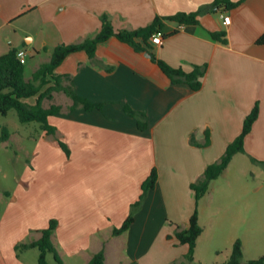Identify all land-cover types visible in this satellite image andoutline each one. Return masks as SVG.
Masks as SVG:
<instances>
[{
	"label": "crops",
	"instance_id": "obj_1",
	"mask_svg": "<svg viewBox=\"0 0 264 264\" xmlns=\"http://www.w3.org/2000/svg\"><path fill=\"white\" fill-rule=\"evenodd\" d=\"M213 2L0 0V56L13 48L25 50L36 61L33 75L41 64L50 61L57 46L95 37L103 16L116 30L133 31L152 24L157 16L198 12ZM224 14L231 18L229 25L223 23ZM199 22L195 26L166 22L162 30L166 38L161 45L152 46L157 58L173 68L191 72L195 66H207L197 92L184 83L173 85L147 52L136 51L115 37L98 46L95 61L85 52H77L56 69L58 75L67 76V84L79 96L103 104V110L88 112L78 107L69 111L73 101L64 96L66 111L49 121L57 128V138L71 148L73 161L63 178L49 185L46 183L51 176L43 167L37 173V185L31 189L18 186L13 194H0V264H29L22 255L17 257L15 247L38 240L39 231L32 232L48 227L50 217L35 225L38 201L61 210L59 215L55 209L61 225L53 243L64 264L65 256L81 257L88 264L101 250L108 264V254L114 249L110 250L109 240L102 235L111 232V226H121L152 169L158 170L159 180L146 197L162 189L167 208H179V196L194 193L191 183L220 160L241 134L244 120L256 104L260 113L245 139L246 153L237 154L221 177L228 183L227 200L235 204L231 213L234 225L242 221L249 228L254 216L257 232L264 230V181L250 187L249 181L238 184L242 181L227 178L238 156L253 167L261 163L251 158L264 162V45L256 44L264 35V0H245L231 11L203 13ZM221 31L227 34L226 45L212 37ZM37 57L45 59L37 64ZM32 75L25 80H31ZM56 95L53 104L62 106L55 103ZM25 101L34 105L36 97ZM123 104L146 114V131H139L136 119L125 113ZM207 132L208 147L191 145V138L204 144ZM43 135L47 136L45 132ZM146 200L139 215L146 213L150 218L152 210ZM191 214L192 210L185 221ZM138 223L137 215L126 233L113 237L114 264H134L135 260L147 264V228L142 224L139 228Z\"/></svg>",
	"mask_w": 264,
	"mask_h": 264
},
{
	"label": "trees",
	"instance_id": "obj_2",
	"mask_svg": "<svg viewBox=\"0 0 264 264\" xmlns=\"http://www.w3.org/2000/svg\"><path fill=\"white\" fill-rule=\"evenodd\" d=\"M245 0L233 2L232 0H214L210 5L202 7L198 12L193 13H177L168 17H155L152 24L137 30H116L108 17L103 16L101 29L93 38H87L78 44H61L57 46L51 55V59L47 63H43L33 73L31 80H25V63L19 60L17 54L20 49L13 48L5 55L0 56V115L7 116L12 110L16 111L19 122L22 124L38 123L41 130L47 136L55 135L57 128L50 124V118L60 114L63 110L62 106L52 104L49 108L44 107L45 101H52L55 93H63L73 101V105L69 111H74L78 107L90 112L94 110H103V104L93 103L88 99L79 96L72 85L67 84V76H60L56 73V69L65 61V59L77 52H85L88 57L95 61L97 48L100 44L107 42L115 37L122 43L133 47L136 51L147 52L153 62L158 65L161 71L170 79L173 85L187 84L195 92L199 91L203 85V79L207 72V66H195L191 72H186L182 68H173L167 63L158 59L153 52V43L151 38L156 32L163 30L166 22L177 23L184 26L199 25V16L203 13H219L231 11L239 7ZM213 39L226 45L228 43L226 32H217L212 34ZM166 37H164L165 39ZM257 45H264V35L257 41ZM36 97L34 105L29 104L25 100ZM123 110L129 116L137 121L139 131L144 132L148 129V120L144 112L135 111L129 105L123 104ZM260 113L259 105L256 104L252 111L244 120L241 134L227 147L225 153L219 161L209 165L197 183L191 184V190L195 193L196 209L191 216L187 228L177 230L174 234L177 242L183 246H187L185 260L192 262L195 259L197 241L203 234V228L200 224L198 214V204L207 195L210 185L213 181L220 178L228 169L233 158L237 154H245V139L250 134L253 125L257 121ZM204 144H198L191 138V145L196 147H208L210 145L209 133ZM10 139L9 129L5 126L2 128L1 142H7ZM60 148L65 152L67 157L70 156L68 146L63 142H59ZM254 163L258 162L251 158ZM158 170L153 168L147 179L141 185V194L139 199L131 205L130 215L124 221L121 227L115 228L114 236L126 233L135 223L134 211L141 207L144 199L149 191L156 188L158 182ZM58 228L57 220H50L47 228L39 231L41 237L30 243H19L15 247L17 257L23 251L36 249L39 251L38 264H64L54 243L53 235ZM170 239V237H169ZM52 255L54 262L48 260V256ZM243 249L240 240H237L233 246L230 259L224 264H264V257L255 260H249L242 263ZM105 252L93 255L88 264H105ZM180 264H186L182 262Z\"/></svg>",
	"mask_w": 264,
	"mask_h": 264
},
{
	"label": "rangeland",
	"instance_id": "obj_3",
	"mask_svg": "<svg viewBox=\"0 0 264 264\" xmlns=\"http://www.w3.org/2000/svg\"><path fill=\"white\" fill-rule=\"evenodd\" d=\"M44 59L45 57H37V64L44 61ZM35 63L36 61L34 58L30 56H27L25 59L24 74L27 79L31 77ZM56 94L58 93H55L54 96ZM64 96L66 98L65 94H58L55 99V103H61L62 108L66 101ZM53 101L54 100L46 101V106H51ZM5 126H7L12 133V138L5 144L0 141V194H4L5 192H11V194H13L18 186L24 190L31 189L34 183L37 185V173H39L43 167L48 168L47 172H49L51 176L50 181L46 183L47 185L57 179L63 178L64 171L68 169L67 165L71 160L73 161L71 148L68 145L70 151L69 157H67L65 152L57 145V142L62 140L57 138L56 135L48 137L43 135V130L40 129L38 123H20L18 115L14 110L10 111L7 116L0 115V137L2 135V128ZM263 166L264 164L259 165V167H253L250 163H247L242 156H238L227 178L242 181L240 183L237 182L238 184L249 181L250 187L252 185H256L255 187H257L258 184H262L264 181ZM201 178L193 183H197ZM227 184L224 177H221L218 182L213 183L208 195L198 204L197 210L200 224L203 228V234L197 241L195 259L192 262H187L185 260L187 246L179 244L175 240L174 234L177 230L186 228L187 222L191 216L187 221H185V219L190 210H192V214L194 213L196 209L195 194L186 193L180 195L179 197L182 199V202L179 204V208L175 209L167 208L164 204L165 197L163 196L164 190L162 189L151 195L152 197H146L148 200V208L152 210L150 218L146 213L139 215L146 198L141 207L134 211L135 222L137 215L139 218V228L141 224L144 229L147 228L146 240L148 242V248L144 253V256H148L146 263L180 264L186 262V264H224L230 259L233 246L237 240H240L242 243V263L264 257V230L257 232L258 227L256 222L258 221L254 216L249 228H247L246 225L243 226L242 221L234 225L231 213L232 207L235 204L229 203L227 200ZM189 194L192 196L193 202L189 200V198H191ZM36 207L37 216H39L35 224L36 226L40 225L42 223V218L45 217H50L48 224L50 220L54 219L58 221V227L61 225V218L55 214L56 209L60 215V209H57V207H55V209L54 207L50 208L49 203L46 201L36 202ZM131 210L132 207L130 206L129 215ZM111 228L113 229H111V232H104L102 235L103 239L109 240L110 250L114 249V252L111 251L108 254V264H114L113 256L116 252V241L113 239V237H117L113 235V231L116 227L111 226ZM41 230L43 229L37 228V230L32 233H38V231ZM141 253L142 251L140 254ZM20 255H22V260L29 264L38 263L39 251L36 249L23 251ZM48 260L51 263H55L52 255L48 256ZM65 262L66 264H84V259L81 257L72 258L65 256ZM138 263V260H135L134 264Z\"/></svg>",
	"mask_w": 264,
	"mask_h": 264
},
{
	"label": "built area",
	"instance_id": "obj_4",
	"mask_svg": "<svg viewBox=\"0 0 264 264\" xmlns=\"http://www.w3.org/2000/svg\"><path fill=\"white\" fill-rule=\"evenodd\" d=\"M223 23L224 25H229L231 23V18L229 15H223ZM165 34L162 30L156 32L155 34H153L152 38H151V42L154 45H161L163 40H164ZM19 60H21L22 62L25 63V59L27 58L28 54L25 50H19L18 54H17Z\"/></svg>",
	"mask_w": 264,
	"mask_h": 264
}]
</instances>
